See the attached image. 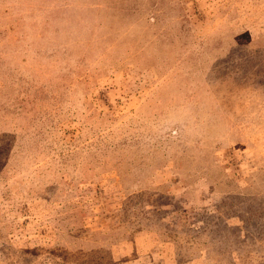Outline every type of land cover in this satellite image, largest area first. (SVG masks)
<instances>
[{"label":"rangeland","instance_id":"rangeland-1","mask_svg":"<svg viewBox=\"0 0 264 264\" xmlns=\"http://www.w3.org/2000/svg\"><path fill=\"white\" fill-rule=\"evenodd\" d=\"M0 264H264V0H0Z\"/></svg>","mask_w":264,"mask_h":264}]
</instances>
